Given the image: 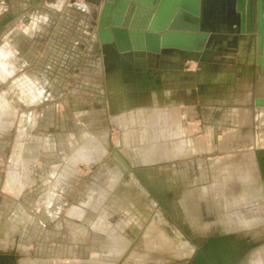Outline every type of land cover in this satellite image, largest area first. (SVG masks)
<instances>
[{"label":"rangeland","instance_id":"obj_1","mask_svg":"<svg viewBox=\"0 0 264 264\" xmlns=\"http://www.w3.org/2000/svg\"><path fill=\"white\" fill-rule=\"evenodd\" d=\"M77 1L88 11L68 8ZM104 1L59 0V9L66 6L47 19V39L28 42L18 25L32 22L27 11H49L45 1L0 0V49L11 41L22 48L11 58L15 47L5 61L14 75L0 78V93L17 110L0 117V264H102V259L104 264L111 247L122 245L115 234L131 238L122 213L111 205L115 192L108 186L129 173H141L152 184L150 192L136 175L143 193L166 215V200L172 199L185 202V212L201 220L204 233L195 240L201 242H194V255L184 264H220L218 244L224 253L230 251L227 264H264V98L257 96L264 80L242 77L247 57L253 58L249 48L242 44L245 60L228 81L223 80L226 68L207 73L202 67L204 57L217 59L221 51L199 54L197 61V53L180 50L145 56L106 50L104 65L96 38ZM122 55H128V66ZM135 56L146 63L137 64ZM186 58L194 61L184 69L171 68ZM116 71L124 79L133 74L136 81L129 77L121 88L133 86L140 98L149 94L150 108L159 112H154L156 133L146 145L163 152L157 163L137 165L120 152L121 133L108 93L109 75ZM18 84L40 90L43 100L33 104ZM90 139L107 140L106 154L96 164L78 152ZM30 161L36 165L25 173L27 186L10 191L9 174L19 185L21 167ZM97 223L106 231H97Z\"/></svg>","mask_w":264,"mask_h":264},{"label":"bare ground","instance_id":"obj_2","mask_svg":"<svg viewBox=\"0 0 264 264\" xmlns=\"http://www.w3.org/2000/svg\"><path fill=\"white\" fill-rule=\"evenodd\" d=\"M20 86L21 85H19V88ZM135 91L133 86L127 88L125 93H121L118 90L116 96L112 99L114 111L126 109L122 111V113H114L113 116L115 118L116 127L122 132L118 146L121 149L120 152L124 154L125 159L129 158L128 161H131V163L137 165L144 163L149 165L162 160L163 152L155 145L152 147L146 146L156 133L154 129L156 115L152 113V110L149 111L147 108H140L138 105V98L134 97ZM11 103L12 102H10L3 93H0V117L6 113L13 115L17 112L16 108ZM135 105H137V108L134 107ZM66 148L67 146H65V149ZM78 152L82 159H87L88 163L91 162V164H96L104 157L106 149L98 140L93 139L83 145ZM120 152L117 153L119 154ZM120 160L124 161L122 157ZM13 162H16V160L14 159ZM70 163L72 164L73 162ZM109 163L111 165L114 164L113 162ZM32 164L33 166L36 165L31 161L23 163V165L21 164L22 171L19 172L21 174H19L20 177L17 178L20 180L18 182L20 183L19 185L16 183V177L13 175V172L9 174L7 188H9L10 191L17 190V192H22L24 190L27 186L25 181L27 175H25V173L32 172L30 171L33 170ZM115 170L114 172L118 173ZM119 173H121V170ZM136 175L142 178V182L146 184V188L152 192V184L145 181L141 173H136ZM136 175L129 173L127 176L128 179L122 180L121 183H119L117 179L122 177L118 175L115 183L113 185H108L110 189L115 192L111 205L122 213L124 220L123 225H125V229L129 230L131 238L124 239L115 234L112 238L122 245L111 247L110 250H114H112L113 252L107 257L108 261L105 259L107 263L104 262V264H184V260L188 258L191 259L194 255L196 249V244L194 242L197 243V241H195L197 240L196 236L200 233V235H203L204 233L201 228V220L189 216L188 213L185 212L183 205L185 202L179 201V203H177V201L172 199L166 200V206L169 212V215H166L165 212L160 210L154 198L150 200L145 195V191L143 193V189H141L140 185L137 183ZM174 209L177 210V212L179 211L178 214L175 213L177 215L174 214ZM103 224L104 223H97L95 229L102 232L106 231L107 228L104 227ZM121 233H123V231H121ZM114 240L112 242H114ZM202 240H204L203 237ZM200 242L201 241L198 243ZM7 246L9 249L10 245ZM215 246L217 247L214 249L217 257L221 260L222 264H227V259L231 257L230 251L224 253L223 250L225 249H221L220 244ZM222 252L224 254H222ZM102 261L100 263L103 264ZM97 263H99V261Z\"/></svg>","mask_w":264,"mask_h":264},{"label":"water","instance_id":"obj_3","mask_svg":"<svg viewBox=\"0 0 264 264\" xmlns=\"http://www.w3.org/2000/svg\"><path fill=\"white\" fill-rule=\"evenodd\" d=\"M218 1L228 2L229 9L213 11ZM58 3L59 0L57 8ZM77 3H69L68 8L84 9ZM185 37L195 38V45L184 40L182 43ZM96 38L104 65L107 46L118 53L134 51L142 56L148 52L172 54L177 50L198 55L209 51L206 54L210 55L218 45L221 49L237 50L239 41L244 39V47L249 46L250 56L264 75V0H105ZM190 58L186 60H193ZM208 252L212 254L209 249ZM194 264L200 263L196 260Z\"/></svg>","mask_w":264,"mask_h":264},{"label":"crops","instance_id":"obj_4","mask_svg":"<svg viewBox=\"0 0 264 264\" xmlns=\"http://www.w3.org/2000/svg\"><path fill=\"white\" fill-rule=\"evenodd\" d=\"M42 1H45V4H43V3L42 4L43 5H47L49 7V9H48L49 11H47V10L46 11H36L35 15H31V14H34V13H32L30 11H27L26 12V16L34 17L32 22L29 25L28 24H22V23L20 25H18L19 29H20V33L23 34V36L26 38V40H28V42H34L36 39L39 40L38 36H42V42H44L45 38L47 39L46 35H47V32H48V27H47L48 25H46L47 19L50 18V17L57 16L58 13H61L58 10V8H57V2L58 1L54 2V3H52L51 0H42ZM80 6H86V4L83 3ZM212 9H213V11H226V10L229 9V3L226 2V1L225 2L218 1V3L214 4ZM54 28L56 29V27H54ZM10 32L11 33L13 32V28H10ZM9 37L10 36L7 35V38H9ZM48 40H49V38H48ZM183 40H184V43H186L188 45H191V44L195 45L194 39L183 38L182 39V43H183ZM7 42H4V43H7ZM244 43H245L244 39L239 41V44H241V47L238 46L237 50L231 49L230 51L227 50V49H224V48L221 49L219 47V45H218L217 47L214 48L213 54H216L218 56V52L221 51L219 53L220 54L219 58L211 59L210 56L204 57L205 63L202 64L203 70L206 71V72L208 71V72L213 73V72L217 71V67H224V68H226L225 72H224L226 76L224 77L225 79L223 78V80L229 79L230 76H228V75H231V74L233 75V77H235L236 72H237V67L236 66L242 64V62H244L243 60H245L244 57L243 58L240 57V54L242 52L240 53V50H239V49L243 48L242 44L244 45ZM234 44L238 45V42L234 43ZM16 45L11 41V43L8 42L7 44H4L3 47L0 49V58L3 59V61H4V62L0 61V66L3 67V69H4V70L0 69V78L2 80L6 81L7 79H9V77L14 75V71L10 70V69H8V67H6L5 61H7L8 57H9L7 54L11 53L13 51V49H15V47H16L17 50H16V52H13V54H11V58H14L16 56V54L18 53L17 52L18 48H21L18 44H16ZM111 47L112 46H109V47L107 46L106 47L107 52L114 50ZM244 48H246V47H244ZM247 48H249V46ZM21 49H20V54H21ZM149 56H150V58L152 57V64H156V61H157L156 56L150 55V54H149ZM149 56H147V57H149ZM127 57H128V55H126V56L122 55L121 60L124 62V64H127V66H128L129 63H127L128 62L126 60ZM134 59H135V61L139 60V57L135 56ZM175 59H177V58H175ZM200 59H201L200 57H197V59H195V60L199 61ZM193 61H194V59H193ZM193 61H191V62H193ZM246 61H245L246 63H244V64H246V66H248V68H247L248 72L246 70H243L241 72L242 73V77L245 76L248 79V81L249 80H252V81L255 80L256 81L259 78L264 80V75L262 73H260L259 66L256 64L255 58L251 59L250 57H247ZM136 62H138L137 64L146 63L144 61L143 62L136 61ZM175 65L180 67V69H184L185 67L190 65V61L185 59V60H182V62H180V63L179 62L172 63L171 68H173V67L175 68L176 67ZM222 71H224V70H222ZM123 76L124 75L120 71H118V72L116 71L114 73H111V75H109L108 93H109V99L111 98V108H112V112L113 113H118L119 114V113H122V111L126 110V109H124V110L121 111V109H120L118 111H114L113 106H112L113 105V100L112 99L116 96L117 91L119 90L121 93H125L126 88H124V89L121 88V82L126 81L129 77H132V80H131V78H129L130 81H136L134 79V75L133 74H132V76L128 75L127 79L126 78L124 79ZM243 79H242V82H243ZM226 81H228V80H226ZM25 87L26 86H23V85L20 86V88H21L23 93L30 95L33 104H37V103H39L40 101L43 100V98H44L43 92H41L40 90H38V91H33L31 89L28 90V87H26V88ZM25 91H27V92H25ZM34 93L37 94V95H35ZM257 96H259V98L260 97L264 98V86L263 85L261 87L259 95H257ZM134 97L138 98V100H139L138 105L140 106V108H147L149 111L152 110V113L158 112L157 110L150 108L151 97H150L149 94L145 95L144 98H140V97L136 96L135 93H134ZM134 107L137 108V105H135ZM256 108H258V107H256ZM119 131L122 134L120 129H119ZM90 141H91V139H90ZM119 141H118V143H119ZM100 142H101L102 146L104 144L103 142H105L107 144V140H105V139H101Z\"/></svg>","mask_w":264,"mask_h":264}]
</instances>
